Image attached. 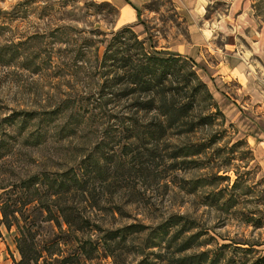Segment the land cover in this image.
Instances as JSON below:
<instances>
[{"label":"rangeland","instance_id":"374dc122","mask_svg":"<svg viewBox=\"0 0 264 264\" xmlns=\"http://www.w3.org/2000/svg\"><path fill=\"white\" fill-rule=\"evenodd\" d=\"M235 1L238 8L232 14V0L207 1L200 26L203 47L211 52L207 62L223 61L226 70L219 75L226 72L240 81L232 78L219 87L220 101L208 90L211 99L200 93L191 104V92L183 88L177 102L193 105L185 126L180 134L168 132L154 149L136 131L155 112L133 109L135 96L122 97L124 86H113L112 76L101 67L105 45L122 25L105 0H0V140L8 145L0 158V186L10 183L11 176L15 180L14 175L76 168L96 151L117 157L127 150L128 156L139 157L140 149L150 156L142 175L121 179L90 173L93 198L87 205L98 204L84 210L99 228L86 231L82 240L100 243L104 232L131 224L141 230L125 233L115 260L99 246L96 257L85 264H175L178 257L190 255L231 264L264 251V174L253 143L246 140H264V0ZM130 26L150 51H180L184 57L181 51L192 42L188 19L174 0H147ZM198 65L205 64L192 69L204 82ZM244 83L247 91L241 98L237 86ZM226 99L235 103L237 121L224 113ZM25 112L33 117L24 122L29 131L37 126L46 131L40 143L8 138L16 137ZM205 116L209 119L201 123ZM184 146L201 152L170 157ZM9 147L12 152L6 154ZM15 235L14 228L8 231L0 223L5 264H14ZM75 245L62 246L63 254Z\"/></svg>","mask_w":264,"mask_h":264},{"label":"trees","instance_id":"16d2710c","mask_svg":"<svg viewBox=\"0 0 264 264\" xmlns=\"http://www.w3.org/2000/svg\"><path fill=\"white\" fill-rule=\"evenodd\" d=\"M104 3L113 10L111 11L113 16L117 17L118 10L109 2ZM139 15L140 11H137V17ZM144 42L132 30V26H122L113 33L106 43L101 58V67L106 69L105 75L112 76L110 80L113 86H124L121 91L122 97L135 96L131 103L133 109L137 112H155V117L143 126L139 125V127L144 128H139L136 131L137 136L147 139V143L154 144L155 149L157 143L168 132L176 130L177 134L182 132L181 129L185 126L189 110L193 109V105L188 108L187 102L180 105L176 100L177 94L183 88H187L191 92V104L192 102L195 103L200 93L210 99L211 94L206 84L192 69L193 64L188 59L168 50L150 51L145 47ZM189 63H191V68L188 69ZM192 82L195 84L191 85ZM142 95L147 97L142 98ZM211 107L215 109V113L221 114L217 106L211 104ZM31 114V112L23 114L16 131V137L8 138L15 140L20 136L23 138L22 143L26 145L37 144L44 139L46 131L43 132L40 126L29 131L27 125L24 124L25 121L33 118ZM205 119H209V117H201L200 122L206 123ZM192 130V128L188 129V131ZM131 137L133 135L128 136V138ZM241 143L244 142L241 141ZM7 148L8 145L1 139L0 158L3 157ZM139 150V157L137 155L128 156L129 151L127 150H121L117 157L96 151L93 156L89 155L85 160H82L76 168L71 167L57 173L43 170L21 176L17 175V177L14 175L15 180L11 176L10 180L12 181H9L10 183L6 186H0L2 190L0 193V223L8 231L11 228L16 230L14 239L19 258L13 259V263L85 264L87 260L96 257L95 254L98 252L99 246H102L106 256L115 260V252L123 244L125 233H136L141 229L131 224L104 232L100 243L96 240H82L86 231L98 230L99 228L91 223L84 210L88 199L93 198L88 186L91 178L90 173L96 175L98 173H112L115 174L114 178L121 179L125 175L135 176L147 173L148 163L144 164V162L150 156L143 155L142 151ZM178 150H174L170 157L175 159L179 156H190L201 152L198 149H190V147L185 146ZM10 152H12V148L9 147L6 154H10ZM17 152L20 153V151ZM152 158L158 159L156 154ZM181 162L189 164L193 161L184 159ZM97 204L96 201L87 206L94 208ZM257 226H261L260 223ZM55 230H58L57 233ZM48 231H52V235L46 237ZM72 241L76 243L75 247L70 253L64 255L62 246ZM189 246H181L178 252H182ZM200 257L202 258L201 255L178 257L174 263L218 264V260L215 258L203 257L200 259ZM230 263L264 264V251Z\"/></svg>","mask_w":264,"mask_h":264},{"label":"crops","instance_id":"0c3cea01","mask_svg":"<svg viewBox=\"0 0 264 264\" xmlns=\"http://www.w3.org/2000/svg\"><path fill=\"white\" fill-rule=\"evenodd\" d=\"M105 1L109 2L111 5H113L118 10L117 17H119L121 24H122L119 27H122L125 25H132V23L137 21V18H138L137 11H140L143 5L147 2V0H105ZM207 1L209 0H174L175 8L178 11L182 12L188 19L189 32L191 33V38H192L191 39L192 42L190 43L189 46L186 47V51L182 50L181 52H184L183 54L186 55L184 56L185 58L192 59L196 62V63L193 62L194 66L196 65L197 67V64H205V65H198L197 71L198 73L201 72L199 75L204 80L207 88H209L208 90L211 91L212 96H214V98L220 101L221 94H220V91H218L219 87H221L227 82H230V80L232 81V78L235 82L236 81L238 82L240 80L239 78H237V76L231 77L226 72L222 75H219V72H221L222 68L224 67L223 61L220 63L218 61L212 65L207 62L206 54H208L209 52L206 49V47H203L204 45L203 41L205 38V34H204V28L200 26V22L204 16L205 6H206ZM237 3H238L237 1L232 0V4L230 6L228 13L232 14L231 9H233V11L237 10L238 8ZM137 26L138 25H135L133 28L135 29V27ZM171 52H175V53L182 55V53H179L180 51L179 52L171 51ZM221 63L222 65H220ZM225 70L226 69L224 67V71ZM216 75H218V77L215 78ZM228 84L229 83H227V85ZM245 86L246 84L237 86L238 93L236 94H238V96L241 98H243V93L247 91L245 89ZM233 100L235 102H238L237 99H233ZM227 103H228L227 99L224 100V102H222L224 113L229 114V115H235V118H236L237 117V112H236L237 107L235 103L234 102H231L229 104ZM222 105L220 106V108L222 107ZM244 106L247 107L249 105L246 103V104H243V107ZM236 121H237V118H236ZM254 139L255 137L253 136H248L246 138V140L249 143L254 144V145L252 144V147H254V154H255L256 162H258V165L260 166V171L264 174V147H262L261 145L263 144L264 146V140L255 143ZM1 225L4 226L3 224ZM11 253H13L14 255L13 257L15 259L19 258L18 252L14 253L11 251ZM3 257H4V254L2 252V247L0 244V264H5V262H3Z\"/></svg>","mask_w":264,"mask_h":264}]
</instances>
